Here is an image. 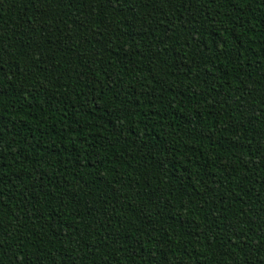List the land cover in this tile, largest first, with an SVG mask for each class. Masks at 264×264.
I'll use <instances>...</instances> for the list:
<instances>
[{
    "label": "trees",
    "instance_id": "1",
    "mask_svg": "<svg viewBox=\"0 0 264 264\" xmlns=\"http://www.w3.org/2000/svg\"><path fill=\"white\" fill-rule=\"evenodd\" d=\"M0 264H264V0H0Z\"/></svg>",
    "mask_w": 264,
    "mask_h": 264
}]
</instances>
